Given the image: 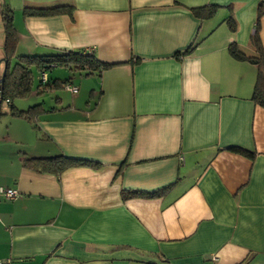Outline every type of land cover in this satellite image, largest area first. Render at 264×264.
Listing matches in <instances>:
<instances>
[{
  "label": "crops",
  "instance_id": "crops-1",
  "mask_svg": "<svg viewBox=\"0 0 264 264\" xmlns=\"http://www.w3.org/2000/svg\"><path fill=\"white\" fill-rule=\"evenodd\" d=\"M261 2L0 0L3 47L9 7L19 55L89 50L114 65L38 130L5 115L22 148L0 154V187L19 193L0 198V264H264V109L251 100L256 66L229 53L233 42L254 53ZM208 5L210 20L191 11ZM64 6L72 17L23 15ZM59 154L98 167L23 166Z\"/></svg>",
  "mask_w": 264,
  "mask_h": 264
},
{
  "label": "trees",
  "instance_id": "trees-1",
  "mask_svg": "<svg viewBox=\"0 0 264 264\" xmlns=\"http://www.w3.org/2000/svg\"><path fill=\"white\" fill-rule=\"evenodd\" d=\"M217 6H204L200 8H192L193 14L201 21L212 19L217 12ZM24 17H53L65 15L73 16V7L64 6L52 9H26L23 12ZM264 16V2H261L257 10V20L255 32L250 39V46L253 48L252 55L245 52L243 48L233 42L229 46L230 55L238 61H248L256 66L257 76L253 89L251 100L264 109V48L260 38L261 19ZM225 23L231 30H237V23L232 15H230ZM2 24L4 29V58L0 62L1 65L7 64L6 75L2 82L0 75V119L5 115H10L17 119H21L29 123L33 129H39V121L41 117L47 113L58 110L67 109L68 107L59 108V106L46 107L44 103H38L28 109H19L16 102L19 100L29 99L34 92L38 95L52 93L68 86L74 87L71 82L72 78L50 80L47 74L53 69L60 67L72 72L83 73L86 77L92 75H101L103 71L110 69L114 65L101 62L93 51L78 50L58 52L47 55H17L16 48L18 44L17 30L14 23V13L9 7L2 13ZM195 46L190 47L187 51L180 55H189L194 51ZM5 67V66H4ZM5 70V68H4ZM38 74V84L35 86L36 75ZM45 77V79H44ZM94 99V94L91 100ZM5 103L8 106V112L1 111V105ZM56 103L61 104V98H56ZM90 103V102H89ZM231 152L243 155L250 159H254L255 154L242 148L233 147L229 149ZM23 166L27 169L34 170L41 174H53L59 176L66 170L73 167H98L97 163L88 160L72 159L64 154L51 157H25ZM4 188V187H0ZM160 192L143 195L137 192L123 191L124 200L137 196L158 197Z\"/></svg>",
  "mask_w": 264,
  "mask_h": 264
},
{
  "label": "rangeland",
  "instance_id": "rangeland-1",
  "mask_svg": "<svg viewBox=\"0 0 264 264\" xmlns=\"http://www.w3.org/2000/svg\"><path fill=\"white\" fill-rule=\"evenodd\" d=\"M2 26L0 27L1 30ZM17 55L19 53L17 52ZM4 57V49L3 44L0 41V62L3 60ZM5 65H1L0 67V75L4 72ZM36 75V82L35 86L38 84V74ZM47 77L50 78V80L54 79H68L72 78V85L78 89H81V94H73L71 91H68L66 88L59 89L52 93H45L42 95H38L34 92V94L27 100H19L16 102V105L19 109H28L29 107L36 105L38 103H44V105L48 108L51 106H57L56 98L60 97L64 100V106L68 107L72 105L75 101L78 100V102L81 104V106L88 101V94L89 90L91 89L89 86V79L86 77L83 73L80 72H72L70 70H67L65 68L57 67L53 69L51 72L47 74ZM86 99V100H85ZM8 106L3 103L1 105V111L3 113L8 112ZM10 117L3 116L0 119V154L12 152L15 150H20L22 147L19 144H16L13 140V137L11 136V132L14 129V125H10ZM17 122V121H14Z\"/></svg>",
  "mask_w": 264,
  "mask_h": 264
},
{
  "label": "built area",
  "instance_id": "built-area-1",
  "mask_svg": "<svg viewBox=\"0 0 264 264\" xmlns=\"http://www.w3.org/2000/svg\"><path fill=\"white\" fill-rule=\"evenodd\" d=\"M45 79V77H44ZM68 91H71L73 94H76L78 92V88L68 86L66 87ZM18 192L14 189L9 188H0V198L6 199V200H12L15 199L18 196Z\"/></svg>",
  "mask_w": 264,
  "mask_h": 264
},
{
  "label": "water",
  "instance_id": "water-1",
  "mask_svg": "<svg viewBox=\"0 0 264 264\" xmlns=\"http://www.w3.org/2000/svg\"><path fill=\"white\" fill-rule=\"evenodd\" d=\"M6 69H7V64L5 63V70H4V73H3V78L1 79L2 80V82L4 81V77H5V75H6Z\"/></svg>",
  "mask_w": 264,
  "mask_h": 264
}]
</instances>
